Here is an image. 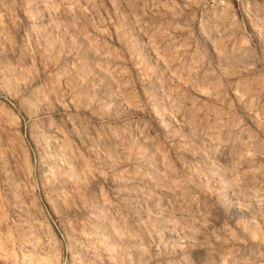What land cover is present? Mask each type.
Listing matches in <instances>:
<instances>
[{
	"label": "rangeland",
	"instance_id": "obj_1",
	"mask_svg": "<svg viewBox=\"0 0 264 264\" xmlns=\"http://www.w3.org/2000/svg\"><path fill=\"white\" fill-rule=\"evenodd\" d=\"M0 264H264V0H0Z\"/></svg>",
	"mask_w": 264,
	"mask_h": 264
}]
</instances>
